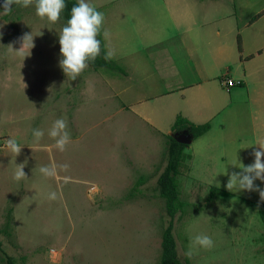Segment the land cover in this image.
I'll use <instances>...</instances> for the list:
<instances>
[{"label":"rangeland","instance_id":"obj_1","mask_svg":"<svg viewBox=\"0 0 264 264\" xmlns=\"http://www.w3.org/2000/svg\"><path fill=\"white\" fill-rule=\"evenodd\" d=\"M87 2L103 12L107 51L128 78L86 66L69 80L58 65L61 15L50 23L35 15L34 4L0 13V243L17 264H160L168 218L157 179L166 164L174 109L162 107V126L154 129L140 118L136 102L188 85L180 78L187 63L177 43L192 45L195 37L197 45L205 28L184 35L179 30L190 21L179 25L173 13L188 4L197 10L198 23L212 8L203 0ZM253 3L264 10V0ZM224 5L220 16L232 9L230 2ZM222 26L225 34L229 23ZM206 48L200 42V53ZM57 118L65 119L69 133L63 151L47 135ZM214 121L225 126L193 141L180 168L185 207L173 231L179 257L190 264H264L258 192L225 188L229 175L240 171L231 163L253 160L256 146L241 144L255 133L252 121L237 103L227 120ZM34 128L44 131L38 142ZM9 137L21 145L16 155L4 146ZM52 165L56 176L40 173L41 166ZM19 167L25 176L14 180ZM51 192L55 199H49ZM196 235L209 236L212 247H193Z\"/></svg>","mask_w":264,"mask_h":264},{"label":"crops","instance_id":"obj_2","mask_svg":"<svg viewBox=\"0 0 264 264\" xmlns=\"http://www.w3.org/2000/svg\"><path fill=\"white\" fill-rule=\"evenodd\" d=\"M203 1L210 3L212 10L202 22L195 21L198 12L188 4H182V9L173 13L175 22L178 21L179 25L180 22L190 21L188 28L181 27L179 30L184 35L205 28V33L200 34L202 41L206 43L205 52L200 53L199 44L202 41H195V45V37L191 40L192 45L186 44L184 39L177 43L187 63V69L180 78L188 79V85L183 86L180 83L170 92L144 95L136 102L140 106V118L148 126L157 129L164 120L162 107L167 112L174 109V122L180 115L196 125L210 123V130L202 136L205 137L215 127L221 130V126H225L223 123L216 126L214 120L217 117L227 120L229 111L237 103V108L248 114L255 132L251 138L248 135L249 139L241 143L245 148L246 145L264 139V10L260 12L253 0ZM227 1L232 9L228 14L220 16L219 10L227 8L224 5ZM197 5L200 8L204 4ZM188 7L189 13H185ZM212 12L216 13L212 15ZM227 23L229 30L223 34L222 24ZM238 38L241 40V50L238 49ZM167 54L172 57L169 50ZM156 68L154 63V71ZM125 77L128 78V73ZM227 79L233 81L232 86L225 85ZM177 105L184 109H178ZM156 109L160 110L159 113ZM253 146L259 149V145ZM190 153L188 155L192 156L191 149ZM262 158L264 160V156Z\"/></svg>","mask_w":264,"mask_h":264},{"label":"clouds","instance_id":"obj_3","mask_svg":"<svg viewBox=\"0 0 264 264\" xmlns=\"http://www.w3.org/2000/svg\"><path fill=\"white\" fill-rule=\"evenodd\" d=\"M14 4H18L20 7H28L34 4L37 17L55 23L65 7V0H0V13L6 14ZM103 18V12L90 6L87 0H77V3L71 7L66 24L61 28L58 35V65L69 80H74L86 68L87 62L95 60L100 54V40L96 37ZM27 36L25 35L22 38L23 43ZM110 56V52L105 53V59ZM31 134L33 139L38 142L44 136V131L34 128ZM47 135L54 139L56 149L63 151L65 145L69 142L65 119H55L48 129ZM252 145H259V149L254 148L251 153L253 156L252 162L248 165L237 163V160L235 163H231L236 165L240 171H234L229 175L225 188L231 192H258L259 202H264V161L261 159L264 156V139L258 140ZM4 146L15 155L19 153L21 147L15 137L7 138L4 141ZM62 167H67V165ZM39 171L45 177L56 176L55 165L41 166ZM24 176L22 167H19L13 173L14 180H19ZM255 181H260V184L254 183ZM55 198V192L49 193V199ZM212 244V239L207 235H196L191 239L193 247L198 245L201 248H210Z\"/></svg>","mask_w":264,"mask_h":264},{"label":"trees","instance_id":"obj_4","mask_svg":"<svg viewBox=\"0 0 264 264\" xmlns=\"http://www.w3.org/2000/svg\"><path fill=\"white\" fill-rule=\"evenodd\" d=\"M76 3V0H65V7L60 13L65 24L70 15L71 7ZM18 6V4H14L13 8ZM102 34L101 25L96 37L100 40V54L95 58V60L88 61L87 66L92 68L94 71L108 70V72H117L120 75L126 76V71L118 66V63L111 57L105 59V53L108 51ZM240 41L241 40L238 41L239 50H241ZM210 128V123L196 125L179 115L171 127V134L166 135V164L157 179V190L160 198L164 200L165 212L168 218L162 232L160 264H190L188 259H185L184 261L180 259L173 232L175 218L185 207L184 203L180 199L178 176L184 161L185 150L189 147V144H180L176 141L174 135L187 134L190 136L191 141H195L205 135ZM144 180L145 178L142 177L139 184L143 183ZM257 210L264 225V202L258 203ZM1 245L2 244L0 243L1 262L3 264H17L14 257L9 256Z\"/></svg>","mask_w":264,"mask_h":264},{"label":"water","instance_id":"obj_5","mask_svg":"<svg viewBox=\"0 0 264 264\" xmlns=\"http://www.w3.org/2000/svg\"><path fill=\"white\" fill-rule=\"evenodd\" d=\"M174 137H175L176 141L179 142L180 144H190V142H191V138L187 134L175 135Z\"/></svg>","mask_w":264,"mask_h":264},{"label":"built area","instance_id":"obj_6","mask_svg":"<svg viewBox=\"0 0 264 264\" xmlns=\"http://www.w3.org/2000/svg\"><path fill=\"white\" fill-rule=\"evenodd\" d=\"M225 85L232 86L233 85V81L230 80V79H227V80H225Z\"/></svg>","mask_w":264,"mask_h":264}]
</instances>
